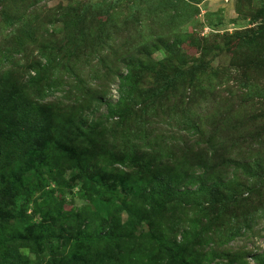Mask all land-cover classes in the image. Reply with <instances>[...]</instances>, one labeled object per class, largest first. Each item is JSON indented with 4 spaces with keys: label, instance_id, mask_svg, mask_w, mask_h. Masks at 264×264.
<instances>
[{
    "label": "rangeland",
    "instance_id": "374dc122",
    "mask_svg": "<svg viewBox=\"0 0 264 264\" xmlns=\"http://www.w3.org/2000/svg\"><path fill=\"white\" fill-rule=\"evenodd\" d=\"M259 257L264 0H0V264Z\"/></svg>",
    "mask_w": 264,
    "mask_h": 264
},
{
    "label": "trees",
    "instance_id": "16d2710c",
    "mask_svg": "<svg viewBox=\"0 0 264 264\" xmlns=\"http://www.w3.org/2000/svg\"><path fill=\"white\" fill-rule=\"evenodd\" d=\"M130 74L131 73L129 72L123 78V80L120 82V87H119L120 99H119V102L121 104L128 100L129 94L132 95V93L134 92V85H133L132 78H131ZM177 78H178V76L171 78V81H169L168 83H172V82L174 83V81H176ZM167 88H168V86L164 87L162 92H165L167 90ZM48 91H50V90H48ZM19 95H20V97H22L23 100L26 99L23 94H19ZM17 97L18 96L15 95V99ZM111 112H112V110H111ZM136 159L137 158H134V157H126L124 159V161L122 162V164H124L126 166L133 165L136 162ZM102 224H104L103 227H98V229L96 231H93L92 236H88V237H84V238H86L89 242L99 240V239H101V237H104L105 235H110L112 232L114 233L115 230L118 227H120V223L117 220L110 222V220L109 219L107 220L106 218H104L102 220ZM84 238L80 236V237H77L75 239H76V242L83 243L85 241ZM9 242H10V240H9ZM259 264H264V257H259Z\"/></svg>",
    "mask_w": 264,
    "mask_h": 264
}]
</instances>
